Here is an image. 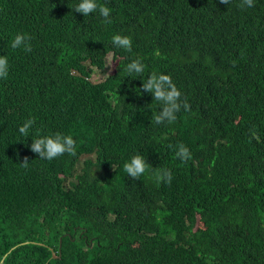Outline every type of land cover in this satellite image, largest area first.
<instances>
[{
  "label": "trees",
  "instance_id": "trees-1",
  "mask_svg": "<svg viewBox=\"0 0 264 264\" xmlns=\"http://www.w3.org/2000/svg\"><path fill=\"white\" fill-rule=\"evenodd\" d=\"M79 2L0 0V264H264V0H97L111 24ZM18 33L30 52L11 47ZM134 59L142 75L126 72ZM153 73L190 104L172 124L154 123L162 106L141 88ZM55 133L76 155L30 150ZM135 154L150 165L139 179L123 170Z\"/></svg>",
  "mask_w": 264,
  "mask_h": 264
},
{
  "label": "clouds",
  "instance_id": "clouds-1",
  "mask_svg": "<svg viewBox=\"0 0 264 264\" xmlns=\"http://www.w3.org/2000/svg\"><path fill=\"white\" fill-rule=\"evenodd\" d=\"M219 2L227 5L230 0H219ZM253 6L254 0H241L240 7ZM74 11L82 14L84 17L92 13H98V15L103 18L104 23H112L109 7L98 4L97 0H80L75 6ZM29 41V36L18 33L12 39L11 47L13 49L23 48L24 51L30 52L31 46ZM112 43L115 47L122 48L128 52L132 50V40L129 36L115 34L112 37ZM125 70L129 76L133 74L142 75L145 71V65L139 59H134L126 65ZM8 71V58L2 55L0 56V79H6ZM141 88L144 92L150 93L153 100L162 106L161 110L153 117L154 123L157 125L165 122L172 124L176 121L177 113H179L181 109L186 112L190 110V104L186 99H181L182 94L169 75L153 73L142 82ZM34 123V119L26 120L23 125L19 127V133L27 137ZM172 147L175 156L180 161L187 162L192 158L189 149L183 143L172 145ZM30 150L37 154L40 159L52 160L64 154L76 155L77 143L71 135L55 133L53 135L40 136L32 140ZM28 162V158L25 157L20 164L22 167L26 168ZM149 168L150 165L141 154L133 155L123 165L124 172L132 179H139ZM154 180L157 184L162 182L170 184L172 180L171 171L168 169L154 170Z\"/></svg>",
  "mask_w": 264,
  "mask_h": 264
},
{
  "label": "rangeland",
  "instance_id": "rangeland-1",
  "mask_svg": "<svg viewBox=\"0 0 264 264\" xmlns=\"http://www.w3.org/2000/svg\"><path fill=\"white\" fill-rule=\"evenodd\" d=\"M104 60H105L104 69L94 70L91 74L90 81H92L93 83L102 82L104 79L108 77L109 74L113 72L115 61L112 60V56L109 54L108 56L105 57ZM82 160L80 161V163L82 162ZM80 163L77 166V170L81 168ZM199 227H201V224H197L196 228Z\"/></svg>",
  "mask_w": 264,
  "mask_h": 264
},
{
  "label": "water",
  "instance_id": "water-1",
  "mask_svg": "<svg viewBox=\"0 0 264 264\" xmlns=\"http://www.w3.org/2000/svg\"><path fill=\"white\" fill-rule=\"evenodd\" d=\"M1 262H3V259L1 260Z\"/></svg>",
  "mask_w": 264,
  "mask_h": 264
}]
</instances>
